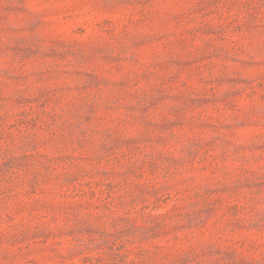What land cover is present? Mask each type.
<instances>
[{"label":"rangeland","instance_id":"rangeland-1","mask_svg":"<svg viewBox=\"0 0 264 264\" xmlns=\"http://www.w3.org/2000/svg\"><path fill=\"white\" fill-rule=\"evenodd\" d=\"M0 264H264V0H0Z\"/></svg>","mask_w":264,"mask_h":264}]
</instances>
